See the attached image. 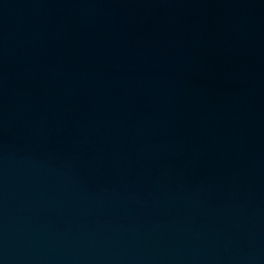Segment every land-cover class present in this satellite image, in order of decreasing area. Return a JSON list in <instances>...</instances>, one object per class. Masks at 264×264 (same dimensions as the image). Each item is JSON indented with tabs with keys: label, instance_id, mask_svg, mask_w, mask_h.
Returning <instances> with one entry per match:
<instances>
[{
	"label": "water",
	"instance_id": "obj_1",
	"mask_svg": "<svg viewBox=\"0 0 264 264\" xmlns=\"http://www.w3.org/2000/svg\"><path fill=\"white\" fill-rule=\"evenodd\" d=\"M0 264H264V217L119 134L0 32Z\"/></svg>",
	"mask_w": 264,
	"mask_h": 264
}]
</instances>
